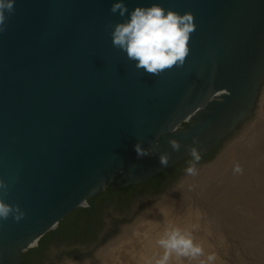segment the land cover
I'll return each instance as SVG.
<instances>
[{"label":"water","instance_id":"obj_1","mask_svg":"<svg viewBox=\"0 0 264 264\" xmlns=\"http://www.w3.org/2000/svg\"><path fill=\"white\" fill-rule=\"evenodd\" d=\"M117 2L128 9L124 17L110 12ZM153 4L191 13L195 24L184 65L159 76L137 69L111 35L136 7ZM14 7L0 32V180L8 186L0 199L25 215L0 220V264H21L24 254L30 264L91 257L187 174L189 146L199 149L198 169L258 113L264 0H15ZM137 143L151 155L138 158ZM96 195L119 202L72 213ZM114 213L119 220L98 235ZM70 245L80 249L59 251Z\"/></svg>","mask_w":264,"mask_h":264},{"label":"bare ground","instance_id":"obj_2","mask_svg":"<svg viewBox=\"0 0 264 264\" xmlns=\"http://www.w3.org/2000/svg\"><path fill=\"white\" fill-rule=\"evenodd\" d=\"M236 164L242 174L234 173ZM193 224L205 254H216L214 264L264 258V94L257 115L196 176L186 174L91 257L64 264H156L163 255L156 241L165 229ZM169 264L199 261L173 255Z\"/></svg>","mask_w":264,"mask_h":264},{"label":"clouds","instance_id":"obj_3","mask_svg":"<svg viewBox=\"0 0 264 264\" xmlns=\"http://www.w3.org/2000/svg\"><path fill=\"white\" fill-rule=\"evenodd\" d=\"M15 0H0V32L5 30L6 13L13 14L15 10ZM110 12H119L124 17L128 12L123 2L114 3ZM195 30L194 16L191 13L180 15L172 10H165L159 5L153 4L151 7H136L130 18L125 22L114 26L112 32V44L127 54V58L136 62L137 69H143L147 74L159 76L166 70L174 66L182 67L190 53V35ZM197 138H193V145L198 144ZM173 151L178 152L181 144L177 140H169ZM189 156L192 158L189 167L186 169L188 175L196 176L197 163L201 156L199 149L195 146L187 148ZM138 158L151 155L145 150L141 143L135 145ZM171 155L164 152L159 156L160 164L167 167ZM234 173L242 174L243 169L236 164ZM7 185L0 180V189H7ZM6 194V193H5ZM12 216L16 222L24 218L18 205H9L0 199V220H7ZM198 225L193 224L190 229H182L176 226H169L165 229L157 245L163 249V255L156 264H169L173 255L177 258H187L190 261H199V264H214L217 260L216 254H205L203 245L198 242L194 235ZM206 259H201L205 257Z\"/></svg>","mask_w":264,"mask_h":264},{"label":"flooded vegetation","instance_id":"obj_4","mask_svg":"<svg viewBox=\"0 0 264 264\" xmlns=\"http://www.w3.org/2000/svg\"><path fill=\"white\" fill-rule=\"evenodd\" d=\"M111 191H114V189L112 188L111 189ZM143 194H148V193H145V192H139L138 194H137V196L136 197H138V196H141V195H143ZM98 198V196L96 195L94 198H90L89 200H88V203H89V208L88 209H85V210H83V209H77V210H75V211H73L72 213H74V212H78V213H81V214H85V213H90V212H94V211H98V207L99 206H105V205H110L109 207H110V209L111 208H113L114 207V205L116 204V202L117 201H115V202H112L111 204L109 203V204H107V202L106 201H104V202H99L100 200H96L97 198ZM106 202V203H105ZM119 202V201H118ZM117 202V203H118ZM72 213H70L69 215H71ZM68 215V216H69ZM118 215L119 214H110V216L106 219V221H105V226H104V228L102 229V230H100V232H98V235H101V234H103L104 232H106V230H108L110 227H109V224H110V222H109V219L111 218L112 220H119V218H118ZM68 216H66V217H68ZM65 217V218H66ZM120 217V216H119ZM64 218V219H65ZM63 219V220H64ZM62 220V221H63ZM61 221V222H62ZM61 222L58 224V225H60L61 224ZM78 246H80V245H70V246H62L60 249H59V251H63V250H69V249H80V247H78ZM59 251H57V252H59ZM56 252V253H57ZM55 253V254H56ZM55 257V256H54ZM30 262H31V257L29 256V255H26L25 256V258L22 260V262H21V264H30Z\"/></svg>","mask_w":264,"mask_h":264},{"label":"rangeland","instance_id":"obj_5","mask_svg":"<svg viewBox=\"0 0 264 264\" xmlns=\"http://www.w3.org/2000/svg\"><path fill=\"white\" fill-rule=\"evenodd\" d=\"M218 154H219V153H218ZM218 154H217V155H218ZM217 155H216V156H217ZM216 156H215V157H216ZM215 157H214V158H215ZM214 158H213V159H214ZM213 159H212V160H213ZM210 161H211V160H210ZM208 162H209V161H208ZM206 163H207V162H206ZM206 163H204V164H206ZM109 184H110V183H109ZM109 184H108V185H109ZM108 185H107V187H108ZM172 186H173V185H172ZM172 186H171V187H172ZM107 187H106V188H107ZM106 188H105V189H106ZM105 189H104V190H105ZM104 190H103V191H104ZM103 191H102V192H103ZM87 207H89L88 204H86V205H85L84 207H82V208H87ZM53 230H54V229H53ZM35 247H37V243H36L34 246H31L30 249L35 248ZM28 250H29V249H28ZM262 253L264 254V247H263V249H262ZM251 262H253V263L255 262V264H262L261 262H264V258H263V259L257 258L256 260L251 261Z\"/></svg>","mask_w":264,"mask_h":264},{"label":"trees","instance_id":"obj_6","mask_svg":"<svg viewBox=\"0 0 264 264\" xmlns=\"http://www.w3.org/2000/svg\"><path fill=\"white\" fill-rule=\"evenodd\" d=\"M154 178L156 179V177H154ZM152 180H153V179H152ZM150 182H152V181H150ZM66 218H67V217H66ZM66 218H65V219H66ZM63 221H64V220H63ZM63 221H62V222H63ZM62 222H61V223H62ZM25 256H26V255L24 254V255H23V259L25 258Z\"/></svg>","mask_w":264,"mask_h":264}]
</instances>
